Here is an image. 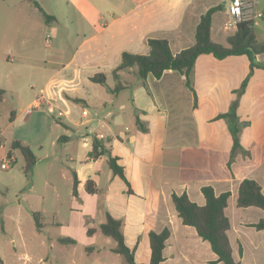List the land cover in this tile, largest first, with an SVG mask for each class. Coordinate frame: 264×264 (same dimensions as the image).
<instances>
[{
    "label": "crops",
    "instance_id": "crops-1",
    "mask_svg": "<svg viewBox=\"0 0 264 264\" xmlns=\"http://www.w3.org/2000/svg\"><path fill=\"white\" fill-rule=\"evenodd\" d=\"M92 1L95 0H85L89 5ZM110 1L115 3L111 8L117 10L111 12L113 19L99 28L88 19L94 25L93 32L82 38L66 62L65 50L57 51L60 58L56 56L52 62L60 66L51 68L45 81L31 85L36 91L24 90L21 72L31 68L40 80L42 67L17 63L19 73L13 75L3 65L5 50H0V88L5 90V95L17 93L22 99L19 107L26 112L38 97L44 98L43 104L50 112L56 108L63 112L58 119L66 132L48 141L53 147L61 146L72 164L69 167L73 174L71 215L63 238L88 244L86 250L90 252H102L101 246L94 247L100 231L90 235L88 229L99 227L110 213L121 221L125 241L135 249L139 263L150 261V231L169 228L165 259L160 264H225L223 261L212 263L217 260V254L193 226L183 223L172 200L173 193H187L191 200L202 205L206 202L202 187L209 185L216 194L231 193L226 213L231 221L228 234L234 258L241 264H264V228L254 226L264 219V209L239 207L237 203L239 186L246 178L257 180L264 191V69L254 68L252 73L247 55L218 59L212 54H202L191 73L197 101L194 91L186 84V76L177 71L168 70L160 78L150 75L145 82L137 76L135 68L120 71L118 81L113 74L124 51L149 53V38L167 39L174 53L195 44L202 15L216 5L222 8L213 15L211 36L214 41L229 45L228 37L237 30L228 11L230 0ZM41 5L49 14L56 13ZM76 6L82 18H90ZM263 56L264 52L256 54V59L263 61ZM8 57L14 61L23 56ZM131 71L136 79L127 77ZM100 72L107 75L111 88L118 82L124 87L112 92L92 81L91 77ZM248 75V84L237 106L243 122L242 148L228 166L233 136L228 121L216 117L229 111L237 97L234 90L241 87ZM1 133L4 137V131ZM100 134L104 136L99 138ZM96 139L102 143L104 153L94 158L90 152ZM13 141L10 140L8 147L4 143L0 154L9 151ZM13 154L16 158L14 151ZM51 156L54 158L57 154ZM110 156L116 157L123 166L129 185L109 166ZM43 157L49 158L48 154ZM74 174L79 181L77 194L73 193ZM88 179H93L98 187L94 194L86 191ZM52 187L51 199L56 202L60 189L54 184ZM23 190L25 202L19 200L17 207L18 214L23 212V215L16 221L21 224L24 217L28 221L30 216L36 227L33 212L40 213L43 226L36 227L40 234L36 235V244L41 249L53 250V239L45 233L42 222L45 208L41 201L46 200L48 192L32 194V188ZM1 216L5 226L13 221L11 215ZM115 246H110L112 251ZM42 255L40 260L45 261L49 253Z\"/></svg>",
    "mask_w": 264,
    "mask_h": 264
},
{
    "label": "rangeland",
    "instance_id": "rangeland-1",
    "mask_svg": "<svg viewBox=\"0 0 264 264\" xmlns=\"http://www.w3.org/2000/svg\"><path fill=\"white\" fill-rule=\"evenodd\" d=\"M66 1L68 0H41V4L47 10L52 9L56 12L54 15L57 20L47 24L41 13L28 0H0V50L6 52L2 55L6 61L3 62L6 71L11 70L13 75L18 74L17 63H30L42 67L43 78L40 80L31 68L21 72V86L26 85L25 91H34L31 85L37 86V83L45 81L51 73V68L60 66L52 62L54 57H59L58 50H65L63 60L66 62L82 38L93 32L94 25L88 22V19L93 20L99 28L111 21L113 13L117 12L111 8L115 3L110 0L92 1L99 12L85 0H74L75 3ZM253 1L256 38L264 42V0H258V3L256 0ZM76 5L87 12L90 18H82L76 11ZM18 54L23 56L20 60L17 57V60L11 61L8 57ZM261 59L264 62V56ZM127 77L136 79L133 71L127 72ZM17 95L15 92H8L3 101H0V130L4 131L3 142L8 147L10 140H22L32 148L37 161L31 172L26 174L24 156L20 150H15V163L9 169H2L0 165V257L5 264H127L124 255L111 250L110 246L115 245L116 241L101 232L94 247L101 246L102 252L86 250L89 245L81 241L77 243L60 241L67 230L66 224L69 223L68 218L71 215L70 188L73 184V174L69 167L72 164L61 146L53 147L48 141L53 136L66 132V129L58 119V108L55 112H50L48 106L42 104L29 114L19 107L22 99ZM45 154H48L49 158H44ZM51 154L57 156L53 158ZM51 183L60 189V197L56 202L51 199L50 191L53 190ZM30 188L32 194L48 192L46 200L41 201L45 208L42 222L47 230L45 233L53 239V250L50 247L47 249L38 247L36 244L38 232L30 216L28 221L24 217L21 224L16 221L19 215L20 217L23 215V212L18 214L17 208L19 200L25 202L21 191L23 189L28 191ZM4 213L13 217V221L7 226L1 222V214ZM56 222L59 224L54 225ZM45 252L49 253L48 258L41 261L40 257Z\"/></svg>",
    "mask_w": 264,
    "mask_h": 264
},
{
    "label": "trees",
    "instance_id": "trees-1",
    "mask_svg": "<svg viewBox=\"0 0 264 264\" xmlns=\"http://www.w3.org/2000/svg\"><path fill=\"white\" fill-rule=\"evenodd\" d=\"M36 8L39 9L44 21L47 24L56 21V17L49 14L40 4L38 0H28ZM222 5H216L209 8L201 17L196 29V42L190 47L184 48L181 51L174 53L170 47L167 39L149 38L148 44L150 51L147 54L134 53L124 51L122 53L120 64L113 70L115 79L118 81L120 71L135 68L136 74L142 81H146L147 77L152 75L155 78H160L168 71L173 70L182 73L186 76V84L195 94V101H197V93L193 87L191 73L195 67L198 57L202 54H212L218 59H224L228 56L247 55L250 58L251 72L254 68H263L264 62L256 59V54L264 52V42L258 41L254 30V20L248 19L237 24L236 32L228 37L229 45L216 42L211 36V27L214 13L221 9ZM251 74V73H250ZM249 75L244 79L240 88L235 89L237 97L232 102L229 111L217 115L216 118H225L229 123V129L233 136V147L228 161V166H231L237 151L242 148L240 141V133L243 122L237 114V106L239 97L245 91L249 81ZM91 80L107 87L109 91L117 92L124 85L120 82L114 88H111L107 83V75L105 73H97L91 77ZM5 90L0 88V101L3 100ZM14 114H12V118ZM15 150H20L25 159V173L29 174L36 164L37 157L29 145L22 143L20 140H14L9 150L13 153ZM104 153V147L99 140H95L93 149L90 152L91 157H99ZM108 164L113 172L123 178L129 185V181L125 175L122 165L118 162L116 157L110 156ZM79 181L76 174H74L73 193L77 194V187ZM131 191V189H129ZM86 191L94 194L98 191V187L93 179H88L86 182ZM202 192L205 196L206 202L202 205L190 199L187 193L177 194L173 193L172 200L174 206L186 225L193 226L198 234L207 240L212 250L217 254V260L223 261L225 264H241L233 255V248L229 238L228 231L231 228V221L226 213L228 200L231 195L229 191L221 194H216L212 186H203ZM238 206H258L264 209V191L261 184L252 178L244 179L238 191ZM36 227L41 229L40 213L33 212ZM258 229L264 228V219L254 224ZM100 231L106 236L112 237L116 241V246L113 251L125 256L128 264H160L164 259V248L166 241L170 236L169 228H165L160 232L150 231V248L151 257L148 263H139L136 260L135 249L130 248L124 237L122 231V223L119 219L107 213L106 221L101 223L99 227H90L88 233L94 234ZM60 241L64 243H76L72 238H61ZM0 264H4L0 257Z\"/></svg>",
    "mask_w": 264,
    "mask_h": 264
},
{
    "label": "built area",
    "instance_id": "built-area-1",
    "mask_svg": "<svg viewBox=\"0 0 264 264\" xmlns=\"http://www.w3.org/2000/svg\"><path fill=\"white\" fill-rule=\"evenodd\" d=\"M254 4L253 0H230L228 3V11L232 18L233 23L238 24L241 21L248 19H253L255 16L254 13ZM44 103L43 97H38L32 104L27 108L28 113H32L36 108L41 107ZM63 112L59 111L58 116H62ZM104 135H98L99 138H102ZM4 142L2 140V133L0 130V149L4 148ZM16 161V158L13 153L9 151L0 154V165L2 169H9Z\"/></svg>",
    "mask_w": 264,
    "mask_h": 264
}]
</instances>
